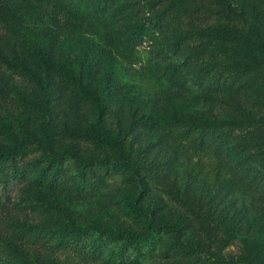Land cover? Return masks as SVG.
Wrapping results in <instances>:
<instances>
[{
  "label": "rangeland",
  "instance_id": "rangeland-1",
  "mask_svg": "<svg viewBox=\"0 0 264 264\" xmlns=\"http://www.w3.org/2000/svg\"><path fill=\"white\" fill-rule=\"evenodd\" d=\"M22 1L42 14L31 15L25 22L35 30L54 29L51 41L32 40L42 50L72 58L84 50L94 51L98 60L95 75L77 62L72 63L71 71L76 80L103 90V105L93 107L48 67L32 61L26 54V37L16 46L24 55L27 72L11 70L0 61V145L21 138L26 124L47 119L58 131L94 126L98 118L122 139L128 157L126 169L91 177L78 175L73 158H68L62 163V179L68 187L37 185L31 178L38 166L31 165L25 169L24 179L0 187L6 193V198L1 196L8 209L6 232H11L0 248V264L19 258L32 264H189L196 254H165L175 238L170 230L160 232L151 250L146 244L137 248L94 230L78 237L60 231L70 221H98L111 229L136 233L145 229L142 221L151 217L175 224L178 240L197 243L205 249L201 255L214 254L237 264H264V63L246 75L228 76L225 87L216 89L198 80L195 72L206 66L209 76L215 78L218 66H226L230 60L214 59L208 50L199 52L197 58H186L187 46L197 44V32L207 25L235 24L264 38V0L184 1L154 24L150 45L143 42L134 49L126 44L124 21L115 5L104 11L103 18L89 13L83 22L62 13L50 20L43 14L50 11V2ZM122 1L133 22L145 21L154 3ZM170 61L178 64V79L167 74ZM101 70L114 76L113 91L103 88L97 79ZM31 75L48 78L64 115L53 119L18 103L15 94L34 86ZM130 116L149 117L153 124L128 126ZM178 118L203 121L222 146L190 145L192 137L176 122ZM52 150H71L84 157L96 154L89 143L59 134L52 139ZM36 153L32 147L27 157ZM32 193L48 196L60 209L42 207ZM131 197L141 205L139 215L127 206ZM27 227L26 237H18ZM245 242L259 244L249 263L240 259Z\"/></svg>",
  "mask_w": 264,
  "mask_h": 264
},
{
  "label": "trees",
  "instance_id": "trees-1",
  "mask_svg": "<svg viewBox=\"0 0 264 264\" xmlns=\"http://www.w3.org/2000/svg\"><path fill=\"white\" fill-rule=\"evenodd\" d=\"M47 1L51 4L49 12L43 14L50 20L55 19L56 13L77 16L83 22L87 21L88 14L103 18L104 11L115 5L125 25V40L129 48H136L138 44L148 42L152 43L151 35L154 32V24L169 11L170 8L183 3L187 0H153L150 8V14L145 17V21L133 22L130 20L125 4L122 0H36ZM192 2H201L202 0H189ZM223 2L224 0H214ZM252 6L255 5L252 3ZM252 8V7H251ZM40 17L42 14L34 10L29 2L22 0H0V27L3 32L0 33V61L8 68L14 71H25L28 69L25 65L24 55L20 54L16 43L26 37V54L34 62L48 67L61 81H63L72 92L83 100H87L93 107L103 105V90H96L88 82L76 80L71 65L77 62L83 66L87 73L95 75L97 67V56L94 51L84 50L82 55L72 58L67 53L52 54L48 50H42L38 44L32 40L51 41L54 35L52 27L42 30H35L31 24L25 22L29 16ZM92 23H94L92 21ZM198 41L194 46L188 45L187 57L197 58L199 52L204 53L208 50L209 56L219 60H230L226 66H218L217 75L211 78L208 74L209 68L200 66L195 72V77L200 81H206L212 84L216 89H223L228 80V76L240 77L252 71L256 66L264 63V38L259 32H246L235 24H216L207 25L204 29L197 32ZM235 41V43H232ZM212 45L208 48L209 45ZM111 46L116 47V43L111 41ZM135 64L134 60L131 62ZM178 64L168 62L166 71L168 76L178 79ZM103 88L113 91L116 87L114 76L106 70H101L97 75ZM34 86L28 91H18L15 97L18 103L25 107L37 110L47 114L50 118L57 119L65 114L64 107L57 100V95L53 85L46 76L31 75ZM264 89V80L261 82ZM1 91V89H0ZM176 122L185 127L192 137L190 145L203 147L211 146L216 143L217 148L222 146L218 135L214 130L204 122L191 118H178ZM144 125L151 127L153 122L149 117L130 116L127 125ZM25 134L14 139L11 144L0 145V187L4 189L13 179H24L29 165L38 166L37 171L31 180L37 185L54 184L57 186L68 187L62 179L64 168L62 163L68 158H73L75 166L78 169V175L81 177L98 176L109 171L126 169L128 152L123 146L122 139L105 128L99 119H96L94 126H82L56 130L55 125L45 119L39 123L24 126ZM59 134L70 141H84L89 143L96 154H90L86 157L80 153L71 150H52V139ZM32 147L37 150L36 155L27 157L32 151ZM264 152V150H263ZM264 156V153H263ZM29 171H27L28 173ZM38 203L45 208L54 207L60 209V205L55 203L48 196L32 193ZM6 198L5 192H0V248L9 234L6 232L7 223L5 215L7 213V202L1 199ZM128 208L132 213L139 215L142 211L141 205L137 204V198L131 197L127 202ZM145 229L139 232H132L124 229H111L98 221L86 223H75L70 221L60 228L62 234H70L71 237H78L87 231H97L99 235L106 236L114 241H121L124 244H146L148 249H154V244L159 240L160 232L170 230L175 235L172 246L165 248V254L173 253H194L196 257L189 264H237L233 259H222L214 254L201 255L204 251L200 245L181 242L178 240L177 226L168 223L160 218H146L142 221ZM26 229L19 231L18 237H26ZM24 239H29L27 238ZM245 252L240 257L241 260L249 263V259L259 250V244L252 245L249 242L244 243ZM189 254V255H191ZM10 264H32L21 258L17 260L10 259Z\"/></svg>",
  "mask_w": 264,
  "mask_h": 264
}]
</instances>
